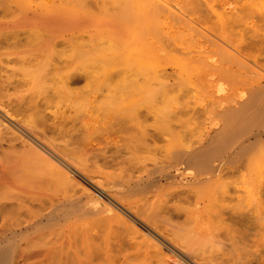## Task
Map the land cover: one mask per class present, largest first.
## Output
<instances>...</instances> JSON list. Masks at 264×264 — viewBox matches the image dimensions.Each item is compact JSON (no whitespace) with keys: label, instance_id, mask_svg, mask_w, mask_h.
<instances>
[{"label":"rangeland","instance_id":"obj_1","mask_svg":"<svg viewBox=\"0 0 264 264\" xmlns=\"http://www.w3.org/2000/svg\"><path fill=\"white\" fill-rule=\"evenodd\" d=\"M245 1L248 2V0ZM252 1L256 4L253 15H261L264 0ZM168 2L174 6L175 3L176 5L185 4V0H171L172 3L168 0ZM217 4L221 5L220 8L218 7L220 10L223 8V11L227 10L228 13H230V6V8L233 5L238 7L237 0H217ZM127 11L128 6L123 0H0V92L5 95L3 100L9 102L12 109L16 110L24 107L20 105L21 102L28 100L33 93L37 94L34 96L36 99L45 97L41 102L49 101L50 106L47 111L51 113L45 117L46 124L61 130L62 136L57 133L55 137L61 138L68 134V140L70 136L75 138L72 139L73 145L78 146V155L80 160L83 159L85 171L89 169L88 172L95 174L96 177L97 174L106 176L114 174L117 177L122 173L120 172L122 167L128 166L127 162L133 163L138 160L124 147L127 144H124L123 140L128 135L121 132L120 137H117L115 141L111 139L114 135L107 136L101 123L106 118H103L98 109L93 107L94 104L89 103L92 99L91 95H94L92 94L94 89L83 77L67 79L69 85L67 99L64 97V100L61 97L62 94L52 87L59 86V75L75 71L74 66L77 62L68 70L63 66L71 62L77 47L83 54L91 52L100 67L106 68V66L119 64L112 66L109 71L121 69L126 75L131 73L133 67L126 65L128 62L125 54L133 47L136 38L145 41L146 36L142 24L136 21L135 14L127 13ZM231 12L236 13V10ZM232 15L226 16L230 19ZM256 18L253 20H258ZM257 24L263 29L264 20L257 21ZM244 28L249 33L250 28L245 23L238 25L237 30L229 29L230 31L226 32L229 37L233 34L231 38L236 42L240 41L242 48H245L243 46L248 43L246 41L250 35L245 34ZM239 29H242L241 38L238 35ZM173 32H175L176 41L188 40V34L181 35L176 28H173ZM165 33L158 30L150 38L162 44L175 41ZM260 50H250L258 62L264 60V50ZM260 64L264 65V61ZM32 71L37 72L38 75H44L41 83L45 86V92L42 91L39 94L37 85L31 83ZM119 78L115 76L113 79ZM188 89L178 94L183 104L176 115L177 122L174 123L177 138L194 140L202 130L211 129L212 133L225 135L228 142H233L235 136L247 134L264 126V118H259L246 120L234 128L233 118L227 121L222 116L218 118L220 115L216 113V110L208 112L209 106L206 105L213 99L215 94L213 91L203 88ZM95 91H98L99 95L101 88L98 87ZM226 93L228 96L234 95L232 91ZM236 95L238 92H235L234 96ZM100 98L99 95L98 100ZM74 99H77L75 105L84 104V106L81 105L79 108L77 106V109L72 106L71 109L66 108ZM206 115L212 120L215 117L214 121ZM208 120L212 123L208 124ZM147 121L150 122L151 118ZM216 121L217 125L214 124ZM204 124H208L206 128ZM13 137L14 134L5 130L0 132V165H3V167L0 166V173L9 181L8 185L0 188V216L4 217V222L7 224L15 221L12 219H16L15 222L20 227L30 225L20 234V249L15 253L16 264H172L163 249L155 246L154 242L142 233L140 228L143 219H139V216H137L139 218L134 217L137 224L132 222L129 224L127 219L119 217L121 206L116 200H95L102 197L96 192L99 188L96 191H88V195L81 192L88 183L91 184L85 176L82 177L79 174L80 177H77L70 171L66 173L67 169L63 172L44 151L36 152L28 146L22 147L19 139L13 140ZM67 139L63 138L66 141ZM164 143V140L158 142L160 145ZM43 160L45 161L42 162ZM242 160L223 169L224 185L221 189L198 200L251 202L248 206L251 205L253 209L251 208V211L245 214L248 217L244 218L249 219V222L245 221L247 224L240 222L243 218L238 220L240 217L236 218L232 215L233 219L226 212L224 214H227L228 220L221 218L223 214L220 217L216 208L215 211L210 208H214L212 202H207L208 204L201 202L198 207L192 203L190 205L186 202L170 201L167 206L173 209L172 214L178 215L177 221L180 223L184 220L186 223V216H188L187 223H191L188 225L193 224L192 227H196V230L199 227L197 231L201 230L199 233L204 231L202 236L205 238H208L209 234L217 233L216 230L211 229L214 227L221 228L219 231L225 233H229L234 228L229 235L232 234L234 238L239 237L240 233L235 227L242 226L241 228L244 229L247 226L243 227V225H248V228L240 231L242 233L247 230L243 233V238H236L237 250L243 248L241 249L243 253L244 249L246 250L245 254L239 250L243 254L241 256L243 263L262 264L264 240L259 237L264 236V143L254 147L247 156L242 157ZM115 163L118 165L110 166ZM118 173L120 174L116 175ZM67 175L72 178V181H65ZM91 180L96 182V179ZM101 184L103 183L99 185ZM58 197H64L66 200H56ZM157 200L195 199L192 196L178 199L168 190H164ZM247 207L243 210L246 211ZM197 210H201L199 212L201 214L192 213ZM187 211L189 215H186ZM216 215L218 217L215 218ZM223 219L227 223H222ZM230 221L235 222L233 227ZM219 222L222 224L219 225ZM228 222L232 228L229 227ZM221 252V258L227 259L229 254L226 255L224 249ZM221 258L220 261L223 264L224 260ZM231 263L234 264V262Z\"/></svg>","mask_w":264,"mask_h":264},{"label":"bare ground","instance_id":"obj_2","mask_svg":"<svg viewBox=\"0 0 264 264\" xmlns=\"http://www.w3.org/2000/svg\"><path fill=\"white\" fill-rule=\"evenodd\" d=\"M123 1L128 6L127 13L135 14L134 17L142 24L146 36L145 41L136 38L133 47L125 54L128 62L126 65L133 67L131 73L126 75L121 69L109 71L112 66L119 64L110 63L112 66L100 67L91 52L83 54L77 47L71 62L63 66L68 70L77 62L74 66L75 71L59 75V86L52 88L61 93L64 100V97L67 99L69 85L67 79L74 80L76 77L86 79L94 89L92 93L94 95H91L92 99L89 103L94 104L93 107L98 109L103 118H106L105 121H101L102 129L108 137L114 135L111 137L113 141L120 137L119 133L127 134V138L123 140L124 144H127L124 147L138 160L133 163L127 162L128 166L122 167L120 170L122 175L118 173L116 175H120L117 177L114 174H107V176L97 174L96 177L95 174L88 172L89 169L85 171L83 159L80 160L78 155V146L73 145L72 139L75 138L70 136L68 140V134L65 136L67 141L63 140L64 136L61 137L62 139L55 137L57 133L61 135V130L48 126L45 121L47 114H51L47 111L50 106L49 101L41 102L45 97L34 98L36 93L30 95L28 100L21 102L20 105L24 107L15 110L9 102L3 100L5 95L0 92V132L5 130L14 134L13 140L19 139L22 147L28 146L36 152L44 151L63 172L67 169L66 173L70 171L77 177L85 176L91 184L88 183L81 192L88 195V191H96L99 188L96 192L102 197L95 200H116L121 206L119 217L127 219L129 224L131 222L135 224L134 217L139 216L140 218H137L143 219L141 221L143 225L141 224V228L138 225V228L154 242L155 246L163 249L172 264H217L219 262L222 264L220 258L223 249L226 255L229 254L227 259L221 258L224 260L223 264L225 262L245 264L241 256L246 250L244 249L243 253L241 250L243 248L239 249L243 254L237 250L236 238H243V233L247 232V230L242 233L240 231L248 228L246 222H249V219L244 218L248 217L245 214L251 211V205L248 206L251 202L234 200L235 202L232 201L234 203H230L226 200L198 199L208 197L213 191L221 189L224 185L223 169L243 161L242 157L247 156L257 145L264 143V126L247 134H239L235 136V141L228 142L225 135L214 134L211 129L202 130L194 140L186 138L182 140L177 138L178 135L175 136L177 132L174 123L177 122L176 115L183 104L178 94L186 88H203L213 91L215 93L214 96L212 95L213 99L207 100L208 112L216 110V113L220 115L217 117L222 116L227 121L233 118L234 128L246 120L264 118V65L260 64L264 60L260 59L259 63L256 56L250 52V50H264V31H262L264 27L262 29L257 24V21L264 20V6H262L261 15L254 16L256 4L252 0L248 2L237 0L238 7L233 5L230 8V6V13L227 10L223 11L222 7L220 10L221 5L218 6L217 0H185L184 5H176L178 3L176 1L175 6L168 0ZM226 8L228 9V5ZM232 10H236V13L231 12ZM230 14L233 15L229 19L226 15ZM255 17L258 20H253ZM240 23H245L250 28L249 33L244 28L245 34L247 33V36L250 34L246 41L248 43L243 46L247 50L241 47L240 41L236 42L231 38L233 34L230 35L231 37L226 35L229 29L237 30ZM173 28H176L181 35L188 34V40L176 41ZM158 30L166 32L165 34L175 41L162 44L158 40H151L150 36ZM238 35L242 37V29H239ZM31 74V83L37 85V92L39 94L42 91L45 92V86L41 83L44 75H38L35 71ZM115 76L120 78L115 80L113 79ZM98 87L101 88L99 100L98 91H95ZM228 91L234 92V95L238 92V95L228 96L226 95ZM76 101L77 99H74L66 108L77 109V106L78 108L81 105L84 106V104L75 105ZM206 117L211 119L208 115ZM148 118H151L150 122L147 121ZM214 119L215 117L211 120L214 121ZM211 120H208V124L212 123ZM208 124H204L205 128ZM160 140H164L165 143L158 144ZM257 154L260 155V153ZM115 165L118 164L110 166L115 167ZM0 166L3 167V165ZM61 178L63 179V175ZM91 179H96V182ZM65 181L70 182L72 178L67 175ZM100 183L104 184H101L102 188ZM8 184L9 181L0 173V188ZM164 190H168L178 199L192 196L195 200H157ZM56 200H66V198L58 197ZM170 201L186 202L190 205L192 203L198 207L201 202H212L214 208L210 207L211 205L209 207L214 211L216 208L220 217L221 214L225 215L221 218H226L228 213L230 217L235 215L236 218L240 217L238 220L243 218L240 222L246 221L243 227H247L242 229L239 224L240 228L234 226L240 233L239 237L235 238L232 234L229 235L234 228L228 231L229 233H225L219 231L221 228L214 227L211 229L216 230L217 233L212 235L205 233L209 237L211 235L210 238H205L202 236L203 230L202 233H199L201 230L197 231L198 226L196 230V227H192L193 224L188 225L191 224L187 223L189 218L186 215H189V211L185 212L186 215L184 214L187 218H184L186 223H184L185 220L183 223L177 221L178 215L172 214L173 209L167 206ZM245 207H247L246 211L243 210ZM200 211H192V213L201 214ZM225 212L227 214H224ZM0 219L2 220L0 264H8V262L16 264L15 253L20 249V234L30 225L20 227L15 222L16 219H12L15 220L14 222L8 221V224L4 222V217L0 216ZM223 221L221 222H226L224 219ZM221 222L218 224L220 225ZM234 223L230 221L232 227ZM207 231L210 232V230ZM259 239L264 240V236H260ZM239 247L242 246L239 245Z\"/></svg>","mask_w":264,"mask_h":264}]
</instances>
